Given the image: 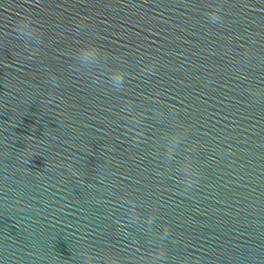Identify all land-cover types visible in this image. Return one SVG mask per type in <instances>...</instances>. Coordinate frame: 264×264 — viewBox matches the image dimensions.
<instances>
[{
    "label": "water",
    "instance_id": "obj_1",
    "mask_svg": "<svg viewBox=\"0 0 264 264\" xmlns=\"http://www.w3.org/2000/svg\"><path fill=\"white\" fill-rule=\"evenodd\" d=\"M196 261L264 264V0H0V264Z\"/></svg>",
    "mask_w": 264,
    "mask_h": 264
},
{
    "label": "clouds",
    "instance_id": "obj_2",
    "mask_svg": "<svg viewBox=\"0 0 264 264\" xmlns=\"http://www.w3.org/2000/svg\"><path fill=\"white\" fill-rule=\"evenodd\" d=\"M222 12V8L219 5H215L212 6L211 11L208 13V19L210 20L211 23L216 24V23H221L222 22V16L221 13ZM25 16H20L17 21L13 24L12 26V31H16L19 34L22 35H31V32H20V29L17 27V24L19 23L20 20H22ZM25 27L27 28H35V25H26ZM91 51L95 52L96 49L94 47H92L90 49ZM36 55V53L34 52H29V56H34ZM155 68L154 64H150L147 66V70H148V74H152V69ZM106 80L109 82L110 87L114 90V91H119L120 89L124 88L126 85V74L120 70H114L110 76H108L106 78ZM51 83L53 85V87H57L58 84L56 83V79L55 77L51 78ZM137 143H139V141H137ZM194 180H189L186 182V187H191L194 184ZM112 264H115V262H112ZM194 264H199L198 261L194 262Z\"/></svg>",
    "mask_w": 264,
    "mask_h": 264
}]
</instances>
